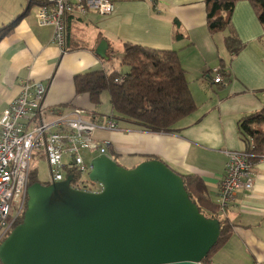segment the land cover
<instances>
[{
	"label": "crops",
	"instance_id": "obj_1",
	"mask_svg": "<svg viewBox=\"0 0 264 264\" xmlns=\"http://www.w3.org/2000/svg\"><path fill=\"white\" fill-rule=\"evenodd\" d=\"M29 3L0 0V29L12 25L0 39V113L26 80L41 82L47 89L44 122L59 114L71 117L74 110H80L85 120L104 121L111 115L108 95L94 106L73 86L75 74L116 67L110 66L113 59L107 62L96 55L100 43H107L106 57L110 51L119 56L125 42L175 50L195 105L175 131L150 133L119 125L118 131H97L94 139L108 144L106 154L115 162L135 160L131 168L152 158L177 173L199 178L218 207L227 153L247 150L239 122L264 108V29L252 5L240 0L234 7L231 26L244 48L230 56L223 45L226 33L210 35L207 30L204 0H119L110 15H69L72 50L65 53L51 43L52 29L37 25V6L28 8ZM176 33L182 40L175 41ZM215 71H223L221 83H214ZM39 121V116H32L24 123L31 129ZM252 128L264 131L262 125ZM93 157L86 159L88 164ZM259 157L252 168V189L239 190L223 212L219 208L231 233L210 264H264V156ZM35 158L41 159L37 154Z\"/></svg>",
	"mask_w": 264,
	"mask_h": 264
},
{
	"label": "water",
	"instance_id": "obj_2",
	"mask_svg": "<svg viewBox=\"0 0 264 264\" xmlns=\"http://www.w3.org/2000/svg\"><path fill=\"white\" fill-rule=\"evenodd\" d=\"M102 41L96 55L106 57ZM98 193L64 181L27 188L22 222L0 244V264H203L220 223L201 214L182 178L157 159L131 169L89 161Z\"/></svg>",
	"mask_w": 264,
	"mask_h": 264
},
{
	"label": "built area",
	"instance_id": "obj_3",
	"mask_svg": "<svg viewBox=\"0 0 264 264\" xmlns=\"http://www.w3.org/2000/svg\"><path fill=\"white\" fill-rule=\"evenodd\" d=\"M119 0H45L37 7L35 18L40 28H51V43L65 53L67 16H84L95 13L110 15ZM151 1V0H148ZM223 77L216 74L214 83ZM47 89L41 82L22 81L20 92L8 107L0 113V244L16 224L26 208L27 188L32 170V158L44 160L48 167L49 184L66 179L68 169L79 174L70 183L76 191L98 193L87 178L90 167L83 151L106 154L107 143L94 139L97 131H118L116 123L109 119L102 122L85 120L80 110L72 116L59 114L47 123L41 119L46 110L44 99ZM32 116H39V123L29 129L24 123ZM253 144L250 143V150ZM252 152H228L225 173L219 182L217 203L224 211L239 190L249 192L253 187L254 167Z\"/></svg>",
	"mask_w": 264,
	"mask_h": 264
},
{
	"label": "trees",
	"instance_id": "obj_4",
	"mask_svg": "<svg viewBox=\"0 0 264 264\" xmlns=\"http://www.w3.org/2000/svg\"><path fill=\"white\" fill-rule=\"evenodd\" d=\"M29 1L28 8L38 7L45 0ZM238 1L240 0H204L207 30L210 35L226 33L223 45L230 56L237 55L244 48V44L231 26V15ZM247 1L252 5L258 21L264 29V0ZM69 18L67 19L65 51L70 47ZM11 29L12 25L1 28L0 39L7 35ZM174 39L178 42L182 40V35L176 33ZM69 50H72L71 47ZM119 53L118 56L110 51L107 54V62L114 57L118 58L119 65L127 67L125 72L120 73L116 68L109 72L106 67H103L75 74L73 86L76 94L88 95L91 104L99 106L101 96L106 92L111 107V115L106 120L110 118L112 122L116 123L118 129L119 125H122L126 129H137L150 133L169 134L175 131V125L195 109L177 52L172 49H157L125 42ZM222 72L215 71L213 74L223 75ZM261 125L264 126V108L260 112L242 118L239 122L238 132L242 140L246 142L247 150L256 156H264V131L253 130L252 127ZM249 138L253 140L252 150H250ZM96 154L94 152V156ZM256 160L253 158L254 163ZM168 168L170 167L168 166ZM71 174L76 181L79 174L76 175L75 171L68 169L67 175ZM177 174L182 178L184 188L199 212L206 217L218 219L220 223L217 242L206 258L202 260L203 264H210L213 255L226 244L231 233L230 225L226 219H221L222 213L219 211V206L214 205L207 196L202 180L190 175ZM35 183H39V181L36 169L33 167L28 185ZM22 220L23 216L20 217L16 226Z\"/></svg>",
	"mask_w": 264,
	"mask_h": 264
},
{
	"label": "rangeland",
	"instance_id": "obj_5",
	"mask_svg": "<svg viewBox=\"0 0 264 264\" xmlns=\"http://www.w3.org/2000/svg\"><path fill=\"white\" fill-rule=\"evenodd\" d=\"M115 65L116 69L119 70L120 73L125 72L127 70V67H121L119 65L118 60L113 59V63H111L110 66ZM114 68V67H113ZM113 68L108 67V71L110 72ZM103 95H105V97H107V93L105 92V94H102L101 98L103 97ZM108 106V103H106ZM83 155L84 157L87 159L91 156H94V152H88V151H83ZM117 163L120 166L125 167L126 169H130L133 165H135L136 161L135 160H131L129 158L126 159H117ZM32 168L35 167L36 169V173H37V178L39 183L43 184V185H48L49 184V175H48V167L46 165V163L43 160H39L35 157L32 158ZM88 179V178H87ZM95 188H98L97 184L95 185Z\"/></svg>",
	"mask_w": 264,
	"mask_h": 264
}]
</instances>
